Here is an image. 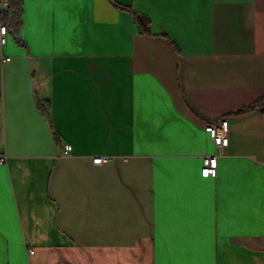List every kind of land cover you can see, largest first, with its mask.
<instances>
[{"label":"crops","instance_id":"crops-1","mask_svg":"<svg viewBox=\"0 0 264 264\" xmlns=\"http://www.w3.org/2000/svg\"><path fill=\"white\" fill-rule=\"evenodd\" d=\"M21 2L0 43V264H264V114L236 115L264 99V0Z\"/></svg>","mask_w":264,"mask_h":264},{"label":"built area","instance_id":"built-area-1","mask_svg":"<svg viewBox=\"0 0 264 264\" xmlns=\"http://www.w3.org/2000/svg\"><path fill=\"white\" fill-rule=\"evenodd\" d=\"M5 6V2L2 1ZM7 28L0 25V43L4 42ZM9 58H4L2 61H8ZM205 131L215 147V154L204 156L202 159L201 173L204 177H215L217 169V159L224 154L228 146V121L225 118H218L211 120L205 124ZM64 150L68 153L70 148L68 145L64 146ZM110 161L107 157L96 156L92 158V163L96 165H103ZM207 172V174H205Z\"/></svg>","mask_w":264,"mask_h":264},{"label":"trees","instance_id":"trees-1","mask_svg":"<svg viewBox=\"0 0 264 264\" xmlns=\"http://www.w3.org/2000/svg\"><path fill=\"white\" fill-rule=\"evenodd\" d=\"M5 2L4 8L0 11V24L4 25L13 36V38L20 42V29H21V17H22V2L21 0H2ZM137 22L140 26L143 34H149L148 26L149 21L147 18L137 16ZM37 108L41 114L47 119V110L45 105L38 101ZM259 108L262 114H264V99L258 100L254 104L247 106L239 110L236 115L244 114L254 109Z\"/></svg>","mask_w":264,"mask_h":264},{"label":"snow or ice","instance_id":"snow-or-ice-1","mask_svg":"<svg viewBox=\"0 0 264 264\" xmlns=\"http://www.w3.org/2000/svg\"><path fill=\"white\" fill-rule=\"evenodd\" d=\"M205 174H207V172Z\"/></svg>","mask_w":264,"mask_h":264}]
</instances>
